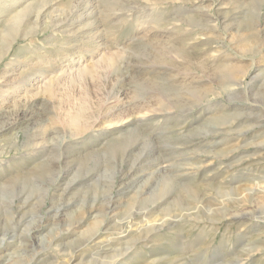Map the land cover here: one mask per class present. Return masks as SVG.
<instances>
[{
    "label": "rangeland",
    "instance_id": "obj_1",
    "mask_svg": "<svg viewBox=\"0 0 264 264\" xmlns=\"http://www.w3.org/2000/svg\"><path fill=\"white\" fill-rule=\"evenodd\" d=\"M9 41L0 264H264V0H0Z\"/></svg>",
    "mask_w": 264,
    "mask_h": 264
},
{
    "label": "bare ground",
    "instance_id": "obj_2",
    "mask_svg": "<svg viewBox=\"0 0 264 264\" xmlns=\"http://www.w3.org/2000/svg\"><path fill=\"white\" fill-rule=\"evenodd\" d=\"M85 2V1H84ZM78 3V2H77ZM76 3V4H77ZM86 3V2H85ZM95 4V3H94ZM78 5V4H77ZM81 5H82V3H81ZM85 5H87V4H85ZM97 5V4H96ZM89 6V5H88ZM82 7V6H81ZM24 8V7H23ZM83 8V7H82ZM73 9H75V8H73ZM79 9V8H78ZM28 10H29V7L28 8H24V9H21L20 11H18L16 14H14V16H13V18H12V20H10L11 22H16V21H22L23 19H25V21H24V24H28V26H30L31 25V27L32 28H34V27H36L37 26V24L38 25H40V22H42V19H44V15H43V7L42 8H40L39 10H37L38 12L36 13V14H34V12H33V14H32V12H31V14L30 13H28ZM81 10V9H80ZM74 11V10H73ZM76 11L77 10H75V13H76ZM83 11V10H82ZM72 12V11H71ZM92 13V12H91ZM90 13V14H91ZM93 13H94V11H93ZM79 14V13H78ZM87 14V13H86ZM88 14H89V12H88ZM93 15V14H92ZM95 15V14H94ZM98 15V14H97ZM79 16H81V13H80V15ZM89 16V15H88ZM34 17H35V19H34ZM67 17H68V15H67ZM73 17H74V14H73ZM73 17H72V19H73ZM89 17H91V16H89ZM96 17V16H95ZM81 19L83 18V19H85L84 17H80ZM34 19V20H33ZM69 19V18H68ZM67 19V20H68ZM82 19V20H83ZM63 20V19H62ZM66 20V19H65ZM34 21V22H33ZM72 21V20H71ZM74 21V20H73ZM72 21V22H73ZM76 21V20H75ZM88 21V20H87ZM68 22V21H67ZM94 22H97V20L96 21H94ZM22 23L23 22H20V24L22 25ZM60 23H62V21H58V25L60 24ZM73 23H75V22H73ZM77 23V22H76ZM66 24V23H65ZM86 24H88V22L86 23ZM85 23L84 24H82L83 25V27L81 28V29H87V25H86ZM97 24V23H96ZM90 27H91V24H88ZM92 25H94L93 24V22H92ZM60 26V25H59ZM63 26H64V23H63ZM98 26V25H97ZM71 29V28H70ZM73 29V28H72ZM96 30V29H95ZM18 34H20V32L18 31ZM32 34V33H31ZM34 34V33H33ZM32 34V35H33ZM97 34V33H96ZM29 36L28 35H26L25 37H24V39H26V38H28ZM93 37H95V35L93 36ZM14 40H16L17 41V39H14ZM16 41H13L9 46H8V48H7V50L5 51V53L3 54L2 52H1V54H0V62H1V60L11 51V49L13 48V44L16 42ZM96 41V40H95ZM4 51V50H3ZM107 55V54H106ZM99 57V56H98ZM100 58H101V56H100ZM105 58V57H104ZM109 59V58H108ZM112 59V58H111ZM107 61V60H106ZM109 61H111V60H109ZM101 63V62H100ZM80 67H81V65H80ZM80 67H79V69L77 70V72H74L76 75L78 74V75H86V74H88L89 72L91 73V72H93L94 71V69H93V67L92 68H90V66H87L86 68L84 67V68H82L81 67V69H80ZM157 67V66H156ZM65 68V67H64ZM148 69V68H147ZM69 70V69H68ZM76 70V69H75ZM57 72H58V70H57ZM59 72H61V74L62 75H65V74H72L73 73V71H66V70H64L63 68H59ZM97 72V71H96ZM149 73V72H148ZM56 74V73H55ZM53 75H54V73H53ZM21 79H23V81L24 80H28L30 83H32V79L30 78V76L29 75H24V74H22V73H20L19 75H18V77H17V79H15V80H21ZM44 81V80H43ZM47 81V80H46ZM39 82V81H38ZM29 83V84H30ZM38 85V84H37ZM241 84L239 83V84H236V86H240ZM243 86V85H242ZM34 87V86H33ZM48 87V83L47 82H42L41 81V83H40V86L38 87V89H39V91L41 90V89H45V88H47ZM36 88V87H35ZM234 90V89H233ZM120 96V95H119ZM118 98V97H117ZM146 98V97H145ZM28 99V98H27ZM118 100V99H117ZM33 101V100H32ZM35 101V100H34ZM17 105V104H16ZM18 117H20V116H18ZM22 122V121H21ZM23 123V122H22ZM10 125V124H9ZM14 125V124H13ZM15 127H11L10 129L12 130V129H14ZM256 185V184H255ZM251 192L250 193H252L253 192V194L254 193H256V192H260V191H262V187L259 185V184H257V186H255V188H252L251 190H250ZM252 194V195H253ZM145 215V214H144ZM143 215V216H144ZM140 216V215H139ZM238 216V215H237ZM162 222H164V221H162ZM134 221H130L129 223H128V226L129 227H127V231L125 230L124 231V234H127V233H130L131 232V230H132V228H133V226H134ZM159 222H153L152 224H150V230H152V229H154L155 230V228H158V227H161V226H163V223L162 224H158ZM91 230V229H90ZM141 230V229H140ZM139 230V231H140ZM157 230V229H156ZM155 230V231H156Z\"/></svg>",
    "mask_w": 264,
    "mask_h": 264
}]
</instances>
